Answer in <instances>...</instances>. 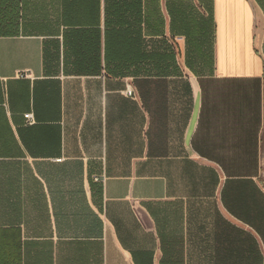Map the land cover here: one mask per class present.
<instances>
[{
    "label": "crops",
    "instance_id": "crops-1",
    "mask_svg": "<svg viewBox=\"0 0 264 264\" xmlns=\"http://www.w3.org/2000/svg\"><path fill=\"white\" fill-rule=\"evenodd\" d=\"M0 264H264V0H0Z\"/></svg>",
    "mask_w": 264,
    "mask_h": 264
},
{
    "label": "built area",
    "instance_id": "built-area-1",
    "mask_svg": "<svg viewBox=\"0 0 264 264\" xmlns=\"http://www.w3.org/2000/svg\"><path fill=\"white\" fill-rule=\"evenodd\" d=\"M125 94L128 97H135V91L131 86H129V88L126 90ZM26 119L28 120L29 124H33V115L32 114L26 115Z\"/></svg>",
    "mask_w": 264,
    "mask_h": 264
}]
</instances>
